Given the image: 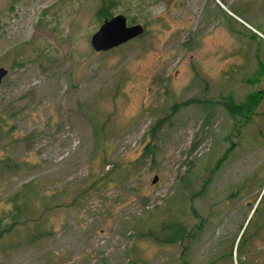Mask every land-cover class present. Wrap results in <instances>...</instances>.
I'll return each mask as SVG.
<instances>
[{"label": "rangeland", "instance_id": "obj_1", "mask_svg": "<svg viewBox=\"0 0 264 264\" xmlns=\"http://www.w3.org/2000/svg\"><path fill=\"white\" fill-rule=\"evenodd\" d=\"M114 2L145 32L95 53L101 0H0V206L27 183L55 197L52 235L5 237L0 264H183L137 231L169 209L207 218L185 264H264V0ZM260 94L245 120L202 105ZM122 157L138 175L107 184Z\"/></svg>", "mask_w": 264, "mask_h": 264}, {"label": "trees", "instance_id": "obj_2", "mask_svg": "<svg viewBox=\"0 0 264 264\" xmlns=\"http://www.w3.org/2000/svg\"><path fill=\"white\" fill-rule=\"evenodd\" d=\"M115 7L114 0H101V5L97 9L96 15L103 20L109 19L114 15L113 11ZM261 98V94L249 95L246 101L236 104L228 96L222 98L217 103H214L212 100H204L205 102H202V105L204 107L206 105H219L222 111H225L231 118H243L245 120L252 116L253 105ZM191 103L199 104L198 100L192 99L189 102L183 103L181 107ZM159 128V123L152 126L150 130L152 138L158 134ZM148 149L149 146L145 148L146 151ZM138 162L139 158L122 157L115 160L113 166L103 174L105 178L113 179V181H107V184L110 182H120L122 176L127 178L137 176L138 172L135 170V167ZM36 187L35 183L24 184L19 191L4 200V206H0V241L5 237H9L10 241L32 244L47 239L52 235L53 227L49 224L47 216L51 211V207L55 205V197L53 194L46 193L43 189L39 190ZM173 200L174 196L170 197L167 200L168 202L161 203L155 209L165 206L172 207L173 204L175 205ZM162 212L165 218L158 220L150 218L152 212H145L143 214L144 220H142V224L137 230L138 234L144 240H148L158 246L179 245L181 247L180 256L183 258V264H185L187 263L186 257L189 256V251L203 234L207 218H204L202 215L198 216L193 212L194 219L200 221L190 226L188 220L172 215L170 209ZM242 226L240 230L243 228ZM242 240V237L238 240L236 250L239 249L241 243L243 244L244 241Z\"/></svg>", "mask_w": 264, "mask_h": 264}, {"label": "water", "instance_id": "obj_3", "mask_svg": "<svg viewBox=\"0 0 264 264\" xmlns=\"http://www.w3.org/2000/svg\"><path fill=\"white\" fill-rule=\"evenodd\" d=\"M144 32L145 28L142 25H129L124 15L115 14L102 21L98 29L91 35L89 43L95 53H103L139 38ZM7 74V69L0 67V86ZM156 179L155 177L153 182Z\"/></svg>", "mask_w": 264, "mask_h": 264}]
</instances>
